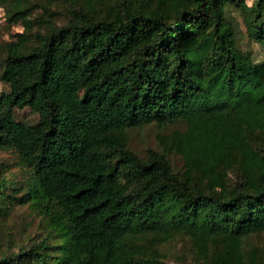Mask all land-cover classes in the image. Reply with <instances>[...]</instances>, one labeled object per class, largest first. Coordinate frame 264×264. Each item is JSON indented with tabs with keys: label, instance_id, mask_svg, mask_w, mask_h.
Segmentation results:
<instances>
[{
	"label": "trees",
	"instance_id": "obj_1",
	"mask_svg": "<svg viewBox=\"0 0 264 264\" xmlns=\"http://www.w3.org/2000/svg\"><path fill=\"white\" fill-rule=\"evenodd\" d=\"M232 8L264 46V0L11 13L25 29L0 73V151L28 173L16 185L1 166L0 218L19 204L48 223L0 264H169L159 246L174 237L182 264H264V61L237 46ZM24 107L36 123L17 119ZM148 123L171 129L140 156L127 131Z\"/></svg>",
	"mask_w": 264,
	"mask_h": 264
},
{
	"label": "rangeland",
	"instance_id": "obj_2",
	"mask_svg": "<svg viewBox=\"0 0 264 264\" xmlns=\"http://www.w3.org/2000/svg\"><path fill=\"white\" fill-rule=\"evenodd\" d=\"M85 0H0V73L5 58L6 44L13 40L15 33L25 29L21 19L13 20L10 15L16 9H26L25 16L30 19L50 18L49 14L54 11L63 12L70 4H81ZM94 5L105 4L107 0H92ZM254 0H246L251 5ZM47 10V11H46ZM231 16L238 21L239 32L237 46L244 52L250 54L255 61H264V46L251 39L245 32L242 16L232 8ZM63 20L60 15L57 22ZM34 29H40L38 24L33 25ZM7 90V86L0 80V92ZM16 117L19 121L34 124L38 116L30 108L16 109ZM171 129L161 128L155 123H148L139 128L129 129L127 132L129 146L140 156L146 155L147 148L159 149L157 135ZM172 164L178 166L180 161L177 157H171ZM3 166L5 176L15 179L16 185L22 184L28 170L22 164L16 153L7 150L0 151V168ZM48 221L40 218L32 212L27 205L15 204L11 207L6 217L0 218V251H15L19 247L28 246L39 241L45 234ZM254 244L264 248V234L253 236ZM187 242L182 238L174 237L169 242L162 243L159 249L166 254L164 261L169 264H182L181 262L189 257ZM190 264V259L186 260Z\"/></svg>",
	"mask_w": 264,
	"mask_h": 264
}]
</instances>
